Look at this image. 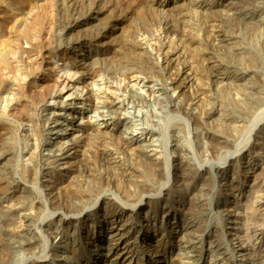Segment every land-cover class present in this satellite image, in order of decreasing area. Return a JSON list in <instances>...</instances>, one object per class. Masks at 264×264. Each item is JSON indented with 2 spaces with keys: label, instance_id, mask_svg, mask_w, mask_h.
<instances>
[{
  "label": "rangeland",
  "instance_id": "1",
  "mask_svg": "<svg viewBox=\"0 0 264 264\" xmlns=\"http://www.w3.org/2000/svg\"><path fill=\"white\" fill-rule=\"evenodd\" d=\"M176 1L157 2L170 5ZM192 1H180L189 8L183 13L179 40V36L168 32V26L157 21L167 14L153 19V14L141 9V0H0V149L9 152L5 167L18 180L17 188L22 190L25 186L31 192L23 199L0 197V205L9 214L6 225L0 220V240L7 239L14 247L11 253L0 251V264L257 263V252L264 248V189L251 186L249 176L264 170V142L261 144L263 139L258 138L264 137V105L248 121L229 124L225 111H234V102L241 104L245 92L234 83L229 89L224 88L214 78L218 72L213 68H220L219 73L225 72L228 77L252 72L244 81L255 85L259 95L264 94V0L242 8L262 25L239 30L232 19L236 0ZM211 8H218L213 21L204 17ZM142 24L149 29L144 30ZM218 29L235 35L234 42L253 46V60L238 57L233 67L209 63V53L219 60L226 59L223 49L214 48L217 40L213 36ZM189 36L196 41H187ZM123 39L144 44L143 51L146 49L155 65H159V73H151L147 81L148 74L136 69L139 53L122 51V56L116 50ZM169 45L174 46L175 52L169 50ZM164 54L171 56L168 66ZM130 57L135 61L131 62ZM176 71L183 80L182 89L173 83ZM160 88L167 91L178 110L167 106ZM109 99L121 103L119 122L133 138L139 144H151L161 161L159 174L166 176V169L162 168L166 162L179 164L177 148H181V161L195 179L203 176L211 180L208 187L199 184L191 191L184 187L186 193H193L197 212H183L188 194L179 192V176L157 190L159 181L146 179V167L134 150H119L118 143L110 139L86 140V124L102 128L112 121L110 116H102L108 111L104 102ZM26 111L30 112L28 119L22 117ZM194 115L201 120L199 123L194 121ZM70 127L72 130H68ZM61 132L66 135L58 138ZM215 135L228 138V145L210 155L208 136ZM57 145L63 151H58ZM65 148L68 151L64 156ZM76 154L86 158L90 175L72 173L78 166ZM111 157L118 158L116 168L107 162ZM231 178L240 184L234 191L228 190ZM142 181L154 183L152 192L124 201L121 191L137 192L135 184ZM260 184L264 188V183ZM246 201L252 202L257 224L255 221L244 229L241 222L250 211H245ZM141 215L146 220L143 229L138 223ZM228 219L232 223L226 224ZM189 226L192 228L187 229ZM132 227L134 232L141 229L142 236L137 240L126 238L125 231Z\"/></svg>",
  "mask_w": 264,
  "mask_h": 264
},
{
  "label": "bare ground",
  "instance_id": "2",
  "mask_svg": "<svg viewBox=\"0 0 264 264\" xmlns=\"http://www.w3.org/2000/svg\"><path fill=\"white\" fill-rule=\"evenodd\" d=\"M32 1V0H31ZM33 1H35V0H33ZM69 1V0H68ZM75 1V0H74ZM96 1V0H95ZM124 1H127V0H124ZM136 1H138V0H136ZM158 1V0H157ZM156 0H141V2L140 3H142V8L141 9H144L145 11H147V13H151V14H153V19H155V18H157V15L158 16H160V14H167V16L165 17H161V19H158L157 21H160V23H163V24H165L166 26H168V32L169 33H171V35H176V36H179V32H180V30L183 28V26H181V20L183 19L182 17H183V13H185L184 11H186L189 7L186 5V4H184V3H181L180 1H182V0H180V1H176V2H172L170 5H159L158 4V2H157ZM195 1V0H194ZM194 1H192V2H194ZM256 0H236V2H235V4H234V12H233V17L234 18H232V19H234V25L238 28V30L239 29H242L243 27H251V28H256V27H260L262 24H261V22L262 21H260L258 18H256V17H254V16H251L250 14H248V13H246L244 10H242V8H243V6H244V4L247 6L248 4H251V3H253V2H255ZM2 2H4V1H2ZM39 2V1H38ZM80 2V1H79ZM191 2V3H192ZM224 2V1H223ZM262 2V1H261ZM70 3V2H69ZM75 3V2H74ZM78 3V2H77ZM84 3V2H83ZM105 3V2H104ZM123 3V2H122ZM189 3V2H188ZM194 3H196V2H194ZM227 3V2H226ZM259 3V2H258ZM17 4H19V3H17ZM124 4H125V2H124ZM131 4V3H130ZM198 4V3H197ZM231 4V3H230ZM30 5V4H29ZM192 5V4H191ZM222 5V4H221ZM117 6V5H116ZM128 6V5H127ZM139 6H140V4H139ZM195 6V5H194ZM198 6V5H197ZM201 6V5H200ZM250 6V5H249ZM30 7H32V6H30ZM114 7V6H113ZM141 7V6H140ZM191 7V6H190ZM219 7V6H218ZM254 7V6H253ZM110 8V7H109ZM124 8V7H123ZM194 8V7H193ZM196 8V7H195ZM251 8V7H250ZM28 9V8H27ZM97 9L98 8H96V11H97ZM134 9H135V6H134ZM139 9V8H138ZM218 9V8H217ZM216 8H211L210 10L208 9L207 10V12H205V14H204V17L206 16L209 20H214L213 18H215L216 17V10H217ZM222 9V8H221ZM249 9V8H248ZM117 10H118V7H117ZM131 10V9H130ZM205 10V9H204ZM223 10V9H222ZM225 10H227V9H225ZM252 10V9H251ZM91 11V10H90ZM95 11V10H94ZM116 11V10H115ZM137 11V10H136ZM229 11V10H228ZM104 12V11H103ZM141 12V11H140ZM23 13V12H22ZM98 13V12H97ZM119 13V12H118ZM137 13V12H136ZM135 13V14H136ZM147 13H145L144 12V14H147ZM204 13V12H203ZM251 13V12H250ZM253 13V12H252ZM94 14V13H93ZM99 14V13H98ZM100 14H103V13H100ZM154 14H155V16H154ZM188 14V13H187ZM19 15V14H18ZM21 15V14H20ZM89 15H91V14H89ZM104 15V14H103ZM138 15V14H137ZM136 15V16H137ZM189 15V14H188ZM218 15V14H217ZM232 15V14H231ZM113 16V15H112ZM111 16V17H112ZM115 16V15H114ZM139 16V15H138ZM137 16V17H138ZM141 16V15H140ZM147 16V15H146ZM260 16V15H259ZM101 17V16H100ZM111 17H109V18H111ZM16 18V17H15ZM116 18V17H115ZM134 18V17H133ZM139 18V17H138ZM148 18H150V17H148ZM76 19V18H75ZM135 19H137L136 17H135ZM134 19V20H135ZM217 19V18H216ZM95 20V19H94ZM139 20V19H138ZM145 20V19H144ZM205 20V19H204ZM219 20H220V18H219ZM263 20V19H262ZM97 21V20H96ZM211 21V22H212ZM216 21V20H215ZM76 22V21H75ZM74 22V23H75ZM110 22V21H109ZM152 22V21H151ZM93 23H95V22H93ZM105 23V22H104ZM126 23V22H125ZM145 23V22H144ZM159 23V22H158ZM186 23V22H185ZM210 23V22H209ZM208 23V24H209ZM92 24V23H91ZM132 24V23H131ZM147 24H148V22H147ZM150 24V23H149ZM148 24V25H149ZM154 24H156V23H154ZM183 24V23H182ZM195 24V23H194ZM212 24V23H211ZM210 24V26L211 27H214V25L212 26ZM76 25V24H75ZM74 25V26H75ZM113 25V24H112ZM128 25V24H127ZM153 25V24H152ZM187 25V24H186ZM228 25V24H227ZM66 26V25H65ZM85 26V25H84ZM110 26V25H109ZM109 26H107V27H109ZM122 26V25H121ZM143 28H144V30H148L149 28H147V26H144V24H142L141 25ZM194 26V25H193ZM67 27V26H66ZM73 27V26H72ZM76 27V26H75ZM93 27H94V25H93ZM127 27H129V26H126L125 25V28H127ZM133 27V26H132ZM136 27V26H135ZM149 27V26H148ZM182 27V28H181ZM229 27V26H228ZM124 28V27H123ZM122 28V29H123ZM139 28V27H138ZM193 28V27H192ZM215 28H216V26H215ZM65 29V28H64ZM86 29V28H85ZM95 29V28H94ZM141 29V28H140ZM228 29V28H227ZM244 29V28H243ZM71 30V29H70ZM93 30V29H92ZM100 30V29H99ZM105 30V29H104ZM114 30V29H113ZM126 30V29H125ZM143 30V29H142ZM187 30V29H186ZM195 30V29H194ZM215 30V29H214ZM213 30V31H214ZM68 31V30H67ZM72 31V30H71ZM87 31V30H86ZM120 31V30H119ZM122 31V30H121ZM130 31H132L131 29H130ZM140 31V30H139ZM182 31H183V29H182ZM1 33L0 34H2V31H0ZM92 32V31H91ZM111 32V31H110ZM117 32H118V30H117ZM123 32V31H122ZM133 32V31H132ZM135 32H136V30H135ZM135 32H134V34H135ZM138 32V31H137ZM189 32V31H188ZM193 32H195V31H193ZM106 33V32H105ZM108 33V32H107ZM113 33V32H112ZM127 33V32H126ZM94 34V33H93ZM92 34V35H93ZM138 34V33H137ZM182 34V33H181ZM186 34H187V32H186ZM189 34V33H188ZM187 34V35H188ZM192 34H194V33H192ZM215 36H213V37H215V39L217 40V43L215 42V40H214V42L216 43V47H214L215 49L218 47V48H221V49H223V51H221L220 49V51H221V53L223 52V54L225 55V57H226V59H224V60H222V59H217V58H214V56H210L211 54L209 53L208 55H207V61L209 62V63H212V64H218V65H221V66H232L233 67V63L235 64L236 62H234V61H237L236 60V58H238V57H247V59H248V61L250 60H253L252 58H254V56H253V49L252 48H254L253 46H252V48H251V46L249 47L248 45H243L244 44V41H243V44H241L240 42L239 43H237V41H235L234 42V36H230L229 35V33L227 34V32H224L222 29H218V30H216L215 31ZM91 35V34H90ZM89 35V36H90ZM95 35V34H94ZM119 35V34H118ZM123 35V34H122ZM127 35V34H126ZM133 35V34H132ZM136 35V34H135ZM173 35V36H174ZM232 35V34H231ZM193 36V35H192ZM243 36V35H242ZM241 36V37H242ZM246 36V35H245ZM244 36V37H245ZM4 37V36H3ZM88 37V36H87ZM124 36H122V38H123ZM126 37H128V36H126ZM125 37V38H126ZM130 37V36H129ZM185 37V36H184ZM183 37V38H184ZM188 37V36H187ZM243 37V38H244ZM1 38V37H0ZM132 38V37H131ZM137 38V37H136ZM179 38V40L182 38H180V36L178 37ZM196 38V37H195ZM239 38V37H238ZM237 38V36L235 37V39H238ZM187 39V41L188 40H190V39H193V38H190V36H189V38H186ZM185 39V40H186ZM246 39V38H245ZM2 40V39H1ZM7 40V39H6ZM194 40V39H193ZM241 40V39H240ZM15 41V40H14ZM182 41V40H181ZM194 41H196V40H194ZM242 41V40H241ZM8 42V41H7ZM117 42V41H116ZM140 41H136V39H123L122 40V42L121 43H119V45L117 46V51H119L120 52V54H121V52L123 51H132V50H134V51H136V52H138L139 54H135L136 55V57H137V59H136V69H138L140 72L141 71H143V72H145V74L147 73L148 74V76L149 77H147L146 79H147V81H149L150 80V78H151V73H155V72H158L159 73V71L161 70V68H159V65L158 66H156L155 65V63L153 62V59L151 58V56H150V54H148L147 52H145L146 51V49H145V51H143L144 50V44H140L139 43ZM193 42V41H192ZM191 42V43H192ZM182 43V42H181ZM14 44H15V42H14ZM115 44V43H114ZM117 44V43H116ZM172 44V43H171ZM186 44H188V43H186ZM194 44V43H193ZM4 45H5V43H4ZM12 44H10V46H11ZM173 45V44H172ZM114 46V45H113ZM176 46V45H175ZM185 46V45H184ZM213 46H214V44H213ZM0 47H1V44H0ZM169 47V50H170V48H172L171 49V52H173L174 51V46H168ZM191 47V46H190ZM186 48V47H185ZM188 48H189V46H188ZM193 48V47H192ZM214 48H212L213 50H215ZM218 48L216 49V50H218ZM187 49V48H186ZM189 50V49H188ZM191 50V49H190ZM189 50V51H190ZM196 50V49H195ZM197 51V50H196ZM219 51V52H220ZM254 51H257L256 49L254 50ZM116 52V51H115ZM135 52V53H136ZM170 52V51H169ZM175 52V51H174ZM191 52H192V50H191ZM190 52V53H191ZM194 52V51H193ZM192 52V53H193ZM198 52V51H197ZM189 53V54H190ZM203 53H205V52H203ZM202 53V54H203ZM207 53V52H206ZM258 53V52H257ZM130 54V53H129ZM133 54H134V52H133ZM167 54V53H166ZM166 54H164V61L167 63V66L169 65V63L172 61V59H171V56H166ZM194 54V53H193ZM118 55V54H117ZM122 55V54H121ZM127 55V54H126ZM130 55H132V54H130ZM167 55H170V54H167ZM192 55V54H191ZM196 55H199L198 53L196 54ZM200 55H201V53H200ZM204 55V54H203ZM105 56V55H104ZM123 56V55H122ZM121 56V57H122ZM253 56V57H252ZM132 57V56H131ZM130 57V58H131ZM194 57H196V56H194ZM198 57V56H197ZM196 57V58H197ZM201 57V56H200ZM118 58V57H117ZM126 58V57H125ZM128 58V57H127ZM190 58H191V56H190ZM203 58H205V56L203 57ZM119 59V58H118ZM192 59V58H191ZM195 59V58H194ZM201 59V58H200ZM214 61H213V60ZM241 59V58H240ZM117 60V59H116ZM132 60V61H131ZM131 60H126V61H131V62H134L133 61V59L131 58ZM193 60V59H192ZM239 60V59H238ZM1 61V60H0ZM194 61H196V60H194ZM249 61V62H250ZM198 62V61H197ZM121 63V62H120ZM128 63V62H127ZM195 63V62H194ZM252 63V62H251ZM123 65H127V64H124V63H122ZM131 64V63H130ZM135 64H134V66H135ZM119 65V64H118ZM162 65H166V64H162ZM217 65V66H218ZM236 65V64H235ZM131 66V65H130ZM166 66V67H167ZM209 66V65H208ZM115 67V66H114ZM119 68H120V66H118ZM118 67H116V69L118 68ZM127 67L128 68H130L129 67V65H127ZM132 67V70H133V66H131ZM213 67V66H212ZM216 66H214V68H215ZM121 68H122V66H121ZM123 68H125V66L123 67ZM162 68L163 69H165L163 66H162ZM213 68V70H215L216 72H218L217 74H215L214 75V78L217 80V82L219 83H223V85L222 86H224V88L226 87L227 89H229L230 87L229 86H231V85H233V83H234V85H236L238 88H239V90H243L244 92V95H245V98L243 99V101H242V103L241 104H238L237 102H234V106L235 107H233V110L234 111H225V119H226V121L230 124V123H234V122H238V121H241V122H246V121H248V119H249V117H251L252 115H253V113L256 111V110H258V108L260 107V106H263L264 105V94H262V93H260V95L257 93V92H259V89H257V87L255 86V85H252V84H250V83H246V82H248V81H244V77H249V75L252 73H248V72H244V73H236V74H233L232 72H230V74L232 73L233 75L231 76V77H228V75H226L225 74V72L224 73H219V70H220V68H216V69H214ZM126 69V68H125ZM124 69V70H125ZM131 69V68H130ZM158 69H159V71H158ZM199 69H200V67H199ZM223 69V68H222ZM233 69V68H232ZM123 69L121 70L122 72L124 71ZM129 70V69H128ZM128 70H126V71H128ZM130 71V70H129ZM133 71H135V69L133 70ZM214 71V72H215ZM224 71V70H223ZM237 71H238V69H237ZM125 72V71H124ZM131 72V71H130ZM138 72V71H137ZM139 72V73H140ZM203 72V71H202ZM239 72V71H238ZM125 73H127V72H125ZM158 73H155V74H158ZM167 73V72H166ZM142 74V73H141ZM146 74V75H147ZM150 74V75H149ZM197 74V73H196ZM144 74H142V76H143ZM154 75V74H153ZM254 75V74H253ZM175 78L173 79V83L174 84H176L175 86H176V88H180V89H182L184 86H183V80L181 79V78H179V71H176V74H175ZM174 77V76H173ZM251 77H252V75H251ZM200 78V77H199ZM247 79V78H246ZM252 79V78H251ZM219 83V84H220ZM230 83V84H229ZM254 84V83H253ZM221 85V84H220ZM259 87V86H258ZM161 89V91L164 93V101H165V103L167 104V106H169L173 111H175V110H178V106L177 105H175V104H173V101H172V99L169 97V95H167V91H165L163 88H160ZM262 92V91H261ZM225 93H227V92H225ZM258 94V95H257ZM111 99V98H110ZM108 100L107 102H104V104H105V107H106V109L108 110V111H106V114H103L102 116H103V118L104 117H107V116H110V120H112L110 123H107L106 121V123L107 124H104V126L101 128V127H99V126H97V125H89V123L88 124H86V128L84 129L85 130V132H84V134H85V138H86V140H88V141H90V142H93V141H96V140H98V141H104V140H107V139H110V140H113V141H115V142H117L118 143V149L119 150H123V148L125 149V148H131L132 150H134V152H135V154H136V156L144 163V165H145V167H146V170H147V176H146V179L147 180H149L150 178H151V180H153V182L154 183H157L158 181V186H159V188L160 189H157V190H161V188H165V186L169 183V182H172L173 181V178H174V176L175 175H177V177L179 176L180 178H181V186L180 187H182L180 190H179V192L180 191H182V193H184L185 195H187L188 193H186L185 192V188L184 187H187V188H189L190 189V191H191V189H192V187L193 188H195L196 187V185H199V184H201L202 186H209V185H211L210 184V181L211 180H209V178L208 177H201V179L199 178L198 180H196L195 179V175L193 174V172H191V170H190V168L188 167V166H186V165H184L183 163H182V161H181V159H182V156H181V153H182V150H181V148L179 149V148H177V154H178V158H179V164H175V165H169L168 164V162H166L165 164H166V166L164 165L162 168H164L165 167V169H166V176L165 175H163V174H159L160 173V170H162V169H160L159 167H161V166H159L160 164H161V161H159L158 159H159V157H157L156 156V153L155 152H153V148H151V144H149V143H144V144H139L138 142L139 141H137L136 139H134L133 138V135L130 133V132H128L127 131V129L125 128L126 126L123 124V123H120L119 122V120L121 119V116H120V105H121V103H119V102H116V101H114V100ZM103 104V105H104ZM98 107V106H97ZM169 108V109H170ZM170 109V110H171ZM28 113H30V112H28ZM27 113V111L26 112H23V114H22V117L23 118H27L28 119V116L30 115V114H28ZM103 113V112H102ZM195 116V115H194ZM30 117V116H29ZM248 118V119H247ZM109 119H106L107 121L109 120ZM26 120V119H25ZM102 120V119H101ZM104 120V119H103ZM197 121L198 123L201 121L200 119H199V117H197V116H195V118H194V121ZM104 122V123H105ZM253 129V128H252ZM252 129H249V134H250V132L252 131ZM68 130H72V128L70 127V129H68ZM64 131H67V129H65ZM59 137L58 138H60L61 136H65L66 134L65 133H63V132H61V133H59ZM7 137V136H6ZM258 138H260V139H263V140H261L262 142H261V144H263V142H264V137H259L258 136ZM7 139V138H6ZM208 139H209V152H210V155H213V154H218V152L221 150V149H223L224 147H226L227 145H228V142H227V139H225V138H223V137H219V136H208ZM2 140V139H1ZM7 141V140H6ZM3 142H5V141H3ZM56 144H58L57 142H55ZM74 143H76V142H73V144ZM9 144V143H8ZM61 145H62V143H60ZM115 144V143H114ZM64 145V144H63ZM1 146V145H0ZM47 146V145H46ZM50 146V145H49ZM52 146H56V145H54V144H52ZM52 146H50V147H52ZM68 146V145H67ZM66 146V147H67ZM3 147V146H2ZM57 147H58V149L60 148L58 145H57ZM61 147H63V146H61ZM68 149H69V147H68ZM72 149V148H71ZM75 149V148H74ZM73 149V150H74ZM54 150H56V149H54ZM100 150V149H99ZM58 151H63V149H59ZM67 148H65V152H64V156H65V153H67ZM78 151V150H77ZM106 151V150H105ZM239 151V150H238ZM98 152V151H97ZM110 152V151H109ZM70 153V152H69ZM134 154V155H135ZM8 155H9V152L7 151V150H5V149H0V197L1 196H15V197H18V198H21V199H23V198H27L30 194L29 193H31L30 191H29V189L27 188V187H23V189L22 190H19L17 187V185H18V180L17 179H13L11 176H10V172L8 173V171H7V165H6V167H5V163H7V162H4V159L6 158V157H8ZM69 155V154H68ZM230 155H232V154H228V156H230ZM71 156V155H70ZM58 157V156H57ZM69 156H66V157H64V158H68ZM137 158V159H138ZM7 159V158H6ZM57 160L59 159V158H56ZM74 159H76L77 160V164H78V166H77V164L75 165V166H77V168H73L72 169V173H74V174H76L77 176H80V175H82V174H89L90 175V171L87 169V167L85 166V165H87L88 163L86 162V158H84L83 157V154H76L75 156H74ZM105 159V158H104ZM118 158H115V157H111L107 162L110 164V165H112V166H114L115 168L118 166V160H117ZM161 160H162V158H161ZM2 161L4 162L3 164L4 165H2ZM105 161V160H104ZM163 161V160H162ZM166 161V160H165ZM186 161V160H185ZM106 162V163H107ZM9 163V162H8ZM7 163V164H8ZM87 163V164H86ZM164 164V163H163ZM162 164V165H163ZM35 166V165H34ZM111 167V166H110ZM113 168V167H112ZM9 169V168H8ZM164 169V170H165ZM263 170V169H262ZM195 172V171H194ZM31 173V172H30ZM220 173V172H219ZM71 174V173H70ZM156 174H157V177L158 178H155V176H156ZM158 174H159V176H160V178H159V176H158ZM195 174H196V172H195ZM146 175V174H145ZM144 175V176H145ZM204 175V174H203ZM92 176V175H91ZM94 176V175H93ZM140 176V175H139ZM163 176H165V177H163ZM143 177V176H142ZM176 177V176H175ZM250 177V182H249V184H251V186H255V189L256 190H262V189H264V188H262V186H261V182L262 183H264V170L263 171H260V172H254L253 174H252V176H249ZM137 179H138V177H137ZM143 179V178H142ZM145 178H144V180H146ZM232 179V178H231ZM139 180V179H138ZM176 180V179H175ZM162 181V182H161ZM230 181V180H229ZM149 182V181H148ZM148 182H146V181H142V182H139V183H136V182H134V183H136L135 185H136V187L138 188L137 190V192H135L136 190L134 189V191H133V193H131L130 192V190H125V189H123L121 192H122V194H123V198H124V201H130V199H133L137 194L139 195V194H141V193H147V192H152V190H153V185H154V183L152 184L151 183V185H149L148 184ZM151 182V181H150ZM212 183V182H211ZM237 182L235 181V180H231L229 183H227L228 184V190L229 191H234V190H236L237 189V187L239 188L240 187V184H236ZM215 184V183H214ZM157 185V184H156ZM155 185V186H156ZM200 185V186H201ZM213 185V184H212ZM250 186V185H249ZM248 186V187H249ZM172 187V186H171ZM214 187V186H213ZM227 187V186H226ZM176 188V187H175ZM215 188V187H214ZM197 189V188H196ZM198 189H200L201 190V188L199 187ZM204 189V188H203ZM202 189V190H203ZM157 190H155V191H157ZM168 191H169V189H167ZM171 190V189H170ZM222 190V189H221ZM251 190V189H250ZM253 191V190H252ZM154 192V191H153ZM158 192V191H157ZM162 192V191H161ZM175 192V191H174ZM195 192V191H194ZM210 192V191H209ZM258 192V191H257ZM168 193V192H167ZM177 193V192H176ZM181 193V194H182ZM203 193V192H202ZM122 194L120 195V196H122ZM177 194H179V193H177ZM192 194L193 193H191V192H189V194H188V197L186 198L187 200H186V202H187V204H186V209H183V212L185 213V214H188V213H193V212H197V204L198 203H196V200H195V202H194V197L192 196ZM256 194V193H255ZM17 195V196H16ZM150 195V194H149ZM168 195V194H167ZM204 195V194H203ZM62 196V195H61ZM93 196V195H92ZM253 196V195H252ZM14 197V198H15ZM181 197H182V195H181ZM249 197V196H248ZM254 197V196H253ZM257 197V196H256ZM57 198V197H56ZM76 197L74 196V199H75ZM150 198V197H149ZM167 198V197H166ZM196 198V197H195ZM201 198V197H200ZM199 197H198V199H200ZM204 199H205V197H203ZM62 199H64V198H62ZM70 199H72V198H70ZM79 199V198H78ZM87 199V198H86ZM98 199V198H97ZM96 199V200H97ZM137 199V198H136ZM151 199H153V198H151ZM150 199V200H151ZM61 200V199H60ZM65 200V199H64ZM76 200V199H75ZM88 200V199H87ZM89 200H90V198H89ZM88 200V201H89ZM27 201V200H26ZM54 201V200H53ZM52 201V202H53ZM55 201H56V199H55ZM61 201H63V200H61ZM68 201V200H67ZM136 201V200H135ZM258 201V200H257ZM57 202V201H56ZM60 202V201H59ZM75 202V201H74ZM92 202V201H91ZM94 202V201H93ZM131 202H133V201H131ZM152 202V201H151ZM206 202V201H205ZM216 202V201H215ZM65 203V202H64ZM85 203V202H84ZM86 203H88V202H86ZM90 203V202H89ZM89 203H88V205H89ZM95 203H96V201H95ZM217 203V202H216ZM225 203V202H224ZM252 202L251 201H246V203H245V207H246V209L247 210H245L246 212L248 211V209L250 210V211H248L245 215H244V217H243V219H242V222H241V224L243 225V228L245 229L246 227H248V226H250L251 227V225L250 224H252L253 222H255L257 219L255 218V212H254V208L251 206L252 204H251ZM255 203V202H254ZM67 204H68V202H67ZM91 204V203H90ZM133 204H134V202H133ZM147 204H149L148 202H147ZM183 204V203H182ZM204 204V203H203ZM244 204V203H243ZM61 205V204H60ZM211 205V204H210ZM214 205H216L215 203H214ZM58 206H59V203H58ZM82 206H84V208H86V204L84 205H82ZM113 206V205H112ZM197 206V207H196ZM201 207V206H200ZM199 207V208H200ZM207 207V206H206ZM244 207V208H245ZM66 208V207H65ZM87 208H88V206H87ZM198 208V209H199ZM205 208V207H204ZM260 208V207H259ZM264 208V207H263ZM83 209V208H82ZM115 209V208H114ZM201 209V208H200ZM240 212V211H239ZM127 213V212H126ZM125 213V214H126ZM147 214V213H146ZM196 214V213H195ZM128 216V215H127ZM124 217V216H123ZM138 217V216H137ZM187 217H188V215H187ZM237 217H239V216H237ZM129 218H131L132 219V217H129ZM242 218V217H241ZM262 218V217H261ZM0 220L3 222V224L5 223V222H7L8 220H9V214L7 213V211H5V209L0 205ZM127 220V219H126ZM127 221H129V220H127ZM145 222H146V220H145V218L141 215V216H139V219H138V223H140V228H144V224H145ZM227 223H232V220H230L229 221V219L228 220H226V224ZM263 223V222H262ZM261 223V224H262ZM256 224H257V221H256ZM258 224H260V223H258ZM5 225H6V223H5ZM183 226V225H182ZM191 226V225H190ZM190 226L189 227H187V229L188 228H190ZM256 226V225H255ZM147 227V226H146ZM185 227V226H184ZM262 227V226H261ZM186 228V227H185ZM192 228V227H191ZM190 228V229H191ZM220 228V227H219ZM233 228V227H232ZM258 228V227H257ZM127 229H129V228H127ZM130 229H132L131 231H129V230H127V231H125V234L127 235V239L128 238H130V237H133L135 240H137L139 237H141L142 236V234H141V232H140V230H138V231H135L134 232V227H132V228H130ZM194 229V228H193ZM193 229H192V231H193ZM218 229V228H217ZM256 229V228H255ZM136 230V229H135ZM220 230V229H219ZM249 230H251V229H249ZM261 230V229H260ZM118 231V230H117ZM146 231V230H145ZM187 231H190V230H186L185 232H187ZM245 231V230H244ZM191 232V231H190ZM189 232V233H190ZM202 232V231H201ZM263 234H264V225H263V228H262V231H261ZM192 233V232H191ZM196 233V232H195ZM245 233V232H244ZM243 233V234H244ZM256 233V232H255ZM118 234V233H117ZM194 234V233H193ZM200 234V233H199ZM251 234V233H250ZM249 234V235H250ZM20 235V234H19ZM18 235V236H19ZM27 235V234H26ZM109 235V234H108ZM188 235V234H187ZM186 235V236H187ZM213 235H214V233H213ZM17 236V237H18ZM194 236V235H193ZM202 236V235H201ZM246 236V235H245ZM256 236V235H255ZM260 236V235H259ZM254 237V236H253ZM7 238V237H6ZM125 238V237H124ZM192 238V237H191ZM198 238H201V237H198ZM119 238H117L116 240H118ZM193 239V238H192ZM7 240V239H6ZM5 239L4 240H0V251H1V253L3 252V253H5V254H7V253H9L10 251H11V249H14V247L13 246H11L10 245V243H9V241H6ZM16 242L18 243V241H19V239L18 238H16ZM131 241V240H130ZM29 242V241H28ZM182 242V241H181ZM255 242V241H254ZM257 243V242H256ZM22 244V243H21ZM129 245V244H128ZM28 246V245H27ZM160 246V245H159ZM197 247V246H196ZM32 248V247H31ZM152 250V249H151ZM109 251V250H108ZM161 251V250H160ZM258 251V250H257ZM11 253V252H10ZM253 254V253H252ZM257 257H256V261H257V263L256 264H264V248H262V247H260V250L257 252ZM4 255V254H3ZM96 256H98V255H96ZM254 256V255H253ZM10 257V256H9ZM116 257V256H115ZM6 258V257H5ZM8 258V257H7ZM4 259V258H3ZM7 260V259H6ZM249 260V259H248ZM246 261V260H245ZM250 261V260H249ZM251 262V261H250ZM121 263V262H120ZM238 264V263H237ZM247 264H251V263H247Z\"/></svg>",
  "mask_w": 264,
  "mask_h": 264
}]
</instances>
